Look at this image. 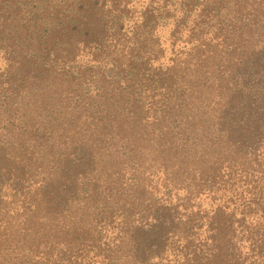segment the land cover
I'll use <instances>...</instances> for the list:
<instances>
[{
    "label": "trees",
    "instance_id": "1",
    "mask_svg": "<svg viewBox=\"0 0 264 264\" xmlns=\"http://www.w3.org/2000/svg\"><path fill=\"white\" fill-rule=\"evenodd\" d=\"M0 264H264V0H0Z\"/></svg>",
    "mask_w": 264,
    "mask_h": 264
}]
</instances>
